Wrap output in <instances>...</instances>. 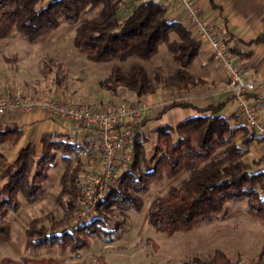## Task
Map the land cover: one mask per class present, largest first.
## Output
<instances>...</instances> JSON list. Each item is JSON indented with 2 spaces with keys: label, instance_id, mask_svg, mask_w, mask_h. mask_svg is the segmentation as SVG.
<instances>
[{
  "label": "trees",
  "instance_id": "1",
  "mask_svg": "<svg viewBox=\"0 0 264 264\" xmlns=\"http://www.w3.org/2000/svg\"><path fill=\"white\" fill-rule=\"evenodd\" d=\"M120 3L118 0H0V40L16 31L34 42L57 28L61 21H66L76 25L73 44L89 60L125 61L131 56L149 60L164 45L177 67L171 74L157 78L164 86L179 90L196 84L199 80L191 76L188 67L200 55L201 42L192 36L186 25L169 19L163 2L135 4L120 19ZM95 8H98L96 17H83ZM262 41L264 37L259 36L250 43ZM112 74L115 83L120 82L138 96L155 91L141 64L132 65L126 77L120 74V68L112 69ZM226 102L222 100L206 106L173 102L166 107L164 110L192 107L198 114L179 121L174 127L159 125L156 128L157 143L150 158L145 154L143 140L136 136L130 169L109 188L98 206L99 214L106 213L112 206L124 208L137 204L132 194L143 192L152 181L172 178L186 171L187 177L178 186L151 203L148 220L155 230L169 235L190 232L225 214L228 202L245 199V212L264 227V171L254 170L243 161L246 147L242 145L254 140L255 135L246 123L233 124L232 117L221 114ZM21 136L22 130L17 124H5L0 128V145L8 144L12 149ZM41 144L37 156L34 141L25 142L13 162L5 168L6 180L0 190V247L9 239L10 229L5 217L17 210L18 194L28 203L35 202L43 194V181L48 175L47 169L56 161L57 152L68 161L60 178L59 204L63 216L53 220L50 227L33 220L25 230L26 245L34 249L57 245L76 252L83 249L90 238L111 240L105 220L100 217L83 224L80 229L64 228L57 232V228L67 223L75 212L82 170L79 145L52 139L50 133L41 137ZM3 160L4 155L0 153V166H3ZM63 196H68L65 201ZM0 264H59V261L22 258L15 262L5 258ZM184 264H229V260L217 250L207 262L196 258Z\"/></svg>",
  "mask_w": 264,
  "mask_h": 264
},
{
  "label": "rangeland",
  "instance_id": "2",
  "mask_svg": "<svg viewBox=\"0 0 264 264\" xmlns=\"http://www.w3.org/2000/svg\"><path fill=\"white\" fill-rule=\"evenodd\" d=\"M134 5L126 1L121 2L120 6L127 8H120L119 18H123ZM97 12L98 8H95L83 17H96ZM75 27L76 25L61 21L57 28L34 42L28 41L16 31L1 39L0 94L48 97L88 108H109L124 102H147L151 105V111L143 119L142 132L139 134L147 158L152 156L157 143L156 128L162 125L159 123L161 118L166 120L163 124L174 127L179 121L198 114L192 107H170L164 110L166 107L173 102L201 104L216 102L220 98L216 90L222 81V71L210 61L208 62L211 66L208 69L200 68L198 62H192L188 67L191 76L199 80L196 84L181 90L173 86L166 87L159 79L171 74L177 65L164 45H161L157 55L149 60L131 56L125 61L95 62L87 59L85 54L74 46ZM191 34L195 37L192 32ZM136 64H141L146 70L155 86L154 92L138 96L135 91L113 81L112 69L120 68V74L126 77L130 67ZM222 85L225 83L222 82ZM65 124L71 125L66 122ZM46 133H50L52 139L81 143L80 137L75 134L69 135L56 130L44 134ZM35 134H28L23 144L34 139L37 141ZM252 141L258 144L259 141H264V137L255 135ZM237 142H241L240 138H237ZM250 142L246 146L242 145L243 148L246 147L243 161L254 170L260 166L264 167V153L249 149ZM41 147L42 144L36 148L37 156L40 155ZM17 151L9 149L8 144L0 145V153L4 155V164L0 166V190L6 180L5 168L13 162ZM60 154L57 152L55 163L47 169L48 175L43 181L44 192L35 202L28 203L18 194L17 210L9 212L5 217L10 236L0 247V260L8 258L20 262L22 258H53L59 261V264H184L193 262L196 258L207 262L219 250L227 256L229 264H264V227L258 219L245 212L246 199L228 202L225 214L190 232H175L169 235L151 226L148 220L151 203L166 195L170 188L178 186L187 177L186 171L172 178L163 177L152 181L143 192L132 194L137 204L124 208L112 206L106 213L99 214L98 206L104 200L102 199L95 213L86 221L77 218L81 200L78 191L74 215L67 223L57 228V232L64 228L80 229L83 224L100 217L105 220L107 235L111 240L90 238L88 244L76 252L57 245L29 248L26 245L25 230L33 220L50 227L53 220H59L63 216L59 204L60 178L68 161L62 159ZM67 197L63 196V200Z\"/></svg>",
  "mask_w": 264,
  "mask_h": 264
},
{
  "label": "built area",
  "instance_id": "3",
  "mask_svg": "<svg viewBox=\"0 0 264 264\" xmlns=\"http://www.w3.org/2000/svg\"><path fill=\"white\" fill-rule=\"evenodd\" d=\"M130 5L143 2L160 3L163 0H118ZM181 10L190 32L202 47L228 75L231 102L246 125L256 136L264 137V122L247 95L256 89L259 81L247 80L244 68L237 62L225 40L221 25L203 17L194 0H171ZM264 82V81H261ZM43 112L54 121H62L81 129L84 140L79 145L78 158L83 170L80 175L81 200L77 218L89 220L109 188L130 169L133 162L135 138L142 132L140 123L151 111L147 102L121 103L109 108H88L48 97L20 94H0V116L7 113L29 114Z\"/></svg>",
  "mask_w": 264,
  "mask_h": 264
},
{
  "label": "crops",
  "instance_id": "4",
  "mask_svg": "<svg viewBox=\"0 0 264 264\" xmlns=\"http://www.w3.org/2000/svg\"><path fill=\"white\" fill-rule=\"evenodd\" d=\"M194 1L204 18L217 21L223 28L229 49L236 50L235 52H231L235 60L244 68L245 79L259 81L256 89L247 95V100L249 103L255 105L260 120L264 122V82H261L264 81V42L250 43L259 36L264 37V0H212V3L211 0ZM163 3L167 7V16L169 19L181 21L186 25L180 12L181 10L176 8L171 0H163ZM121 9H126V7L122 6ZM208 61L216 64L213 62L210 54L201 45V53L193 61V64L198 62L200 68L208 69L211 66ZM221 71L222 77L220 75V78L222 81L216 90L220 98L216 102L227 100L221 114L226 117H232L233 124H244V118L235 111L234 105L231 102L233 93L227 86L228 75L224 70L221 69ZM222 82L225 83L224 86ZM193 104L206 106L210 102ZM165 121L161 118L159 123L163 124ZM11 123L17 124L22 130V136L13 148L14 150H18L21 147L20 145L28 138V134L32 135L33 133H36L35 135L38 138L37 141L35 139L33 140L35 148H38L41 146L42 135L47 131L53 130L69 135L75 134L80 137V142L84 140V132L81 129L71 125L66 126L65 122L62 121H54L41 111H35L29 114L7 113L0 116V126ZM249 149L252 151L257 150V153L260 154L264 153V141H259L258 144L256 141L250 142ZM256 170L264 171V167L260 166Z\"/></svg>",
  "mask_w": 264,
  "mask_h": 264
}]
</instances>
